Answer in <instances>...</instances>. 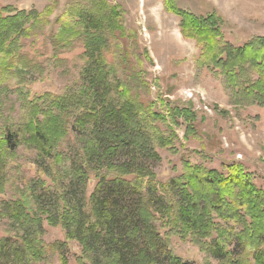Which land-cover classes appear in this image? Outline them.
Listing matches in <instances>:
<instances>
[{"label":"trees","instance_id":"trees-1","mask_svg":"<svg viewBox=\"0 0 264 264\" xmlns=\"http://www.w3.org/2000/svg\"><path fill=\"white\" fill-rule=\"evenodd\" d=\"M51 2L44 13L0 9V88L15 81L25 108L23 122L3 128L0 162L4 153L29 144L36 151L34 160L47 165L25 177L22 187L10 185L19 192L14 201L0 200V217L8 219L14 233L0 240V264H35L52 251L60 264H68V241L80 247L77 264H195L169 247L173 237L189 239L204 251L209 260L204 264H264V188L256 186L242 164L232 162L218 170L183 159L177 175L156 182L149 165L160 159L157 148H172L181 140L179 128L180 148L183 142L214 134L203 131L206 114L191 100L177 103L160 93L154 100L144 96L150 86L140 56L149 59L148 50L135 59L137 41L121 25L117 5L106 0L68 4L49 42L69 48L83 42L79 78L58 94H32L39 70L17 58L22 41L44 29L58 0ZM164 4L180 17L183 37L196 42V65L222 77L233 110H264V36L234 45L225 40L224 19L215 11L195 14L180 9L176 0ZM109 46L115 49L111 64ZM213 109L229 117L217 105ZM71 131V146L77 148L73 158L63 155ZM197 150L211 153L202 145ZM7 176L9 182L12 177ZM44 221L60 225L65 240L47 245L41 237Z\"/></svg>","mask_w":264,"mask_h":264},{"label":"rangeland","instance_id":"rangeland-1","mask_svg":"<svg viewBox=\"0 0 264 264\" xmlns=\"http://www.w3.org/2000/svg\"><path fill=\"white\" fill-rule=\"evenodd\" d=\"M72 1L58 0L53 13L43 24L44 29L36 36L22 41L18 63L27 61L36 65L40 73H36L38 76L31 85L33 95L48 92L58 94L65 87L76 84L79 78L80 69L84 64L83 42L77 40L71 48L62 44L57 47L49 42V35L59 25L57 18ZM106 1L118 6L122 13L121 25L125 31L131 32L137 41L135 59L138 58L139 51L144 48L148 50L149 59H144L143 54L140 56L150 86V93L144 96L154 100L160 93L169 101L177 103L191 100L197 111L206 114L207 121L203 131L214 134L204 136L200 141L183 142L185 147L180 148L183 131L179 128L177 133L181 140L173 143L172 148H157L160 159L149 165L156 182L159 184L170 180L181 170L182 160L189 159L192 163H203L209 169L218 170L228 163H240L254 175L256 186L264 188V110L257 106L240 109L238 112L233 110L234 101L222 77L196 65L199 48L195 41L183 37L180 32V17L166 8L164 0ZM176 4L180 9L195 14L215 11L224 19L225 40L234 45H241L256 35L264 36V0H176ZM50 5L51 0H0V9L3 6H11L16 10L34 9L44 13ZM108 37L112 45L113 37ZM114 53L115 49L109 46L106 56L110 64L116 60L113 58ZM110 94L111 98L114 97L112 89ZM213 105L229 112V117L217 113ZM24 110L20 94L15 89V81H6L0 88V138L4 136L3 128L6 125L24 121ZM74 136V131H71V140L67 145L65 142L63 155H77V148L71 146ZM210 141L213 143L210 144ZM200 145L209 150L210 155L197 150ZM4 155L0 162H4L2 173L5 174V177L1 178L3 192L0 194V200L14 201L19 192L10 185L22 187L25 177L37 175L41 172L40 167L44 169L43 165L46 164L44 161L34 160L36 151L29 144L23 145L13 154ZM51 170L57 173L58 167ZM7 175L12 177L9 182H6ZM9 225L6 217H0V240L14 236ZM42 228L41 237L47 245L65 240L64 230L60 225L50 226L44 221ZM169 247L182 259L193 261L195 264L209 261L206 253L189 239L182 241L173 237ZM79 252L80 247L75 241L67 242L65 253L68 264H77L75 258ZM35 264H60L57 251L50 252L46 259Z\"/></svg>","mask_w":264,"mask_h":264}]
</instances>
